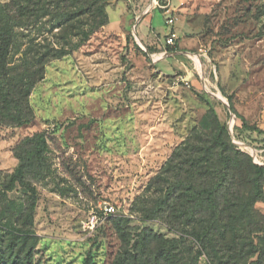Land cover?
Masks as SVG:
<instances>
[{
	"label": "rangeland",
	"instance_id": "rangeland-1",
	"mask_svg": "<svg viewBox=\"0 0 264 264\" xmlns=\"http://www.w3.org/2000/svg\"><path fill=\"white\" fill-rule=\"evenodd\" d=\"M172 9L180 39H194L186 40L188 54L156 57L161 45L139 43L131 23L124 16L114 22L111 13L110 24L76 51L46 64L29 95L28 123H0V215L12 205L25 220L33 198L21 185H5L18 163L16 145L45 134V165L31 177L36 197L27 218L38 237L33 264H112L144 229L176 238L156 204L173 180V152L209 107L232 142L264 166L263 135L241 130L229 103L264 130V0H171L167 11L152 13L161 34L171 29L165 19ZM48 28H41L46 35ZM186 71L194 76L188 85L180 79ZM263 204L255 207L264 212ZM104 206L114 211L105 214ZM180 250L189 264L196 243L187 237ZM197 264L210 262L201 255Z\"/></svg>",
	"mask_w": 264,
	"mask_h": 264
},
{
	"label": "trees",
	"instance_id": "trees-1",
	"mask_svg": "<svg viewBox=\"0 0 264 264\" xmlns=\"http://www.w3.org/2000/svg\"><path fill=\"white\" fill-rule=\"evenodd\" d=\"M106 3L0 2L1 124L22 125L31 120L29 95L43 78L46 64L76 51L108 22ZM44 18L48 19L41 22ZM47 24L46 35L41 28ZM33 29L36 34H32ZM229 103L240 129L263 135L260 141L264 147V130L249 125ZM45 150L44 132L25 137L14 148L18 163L8 176L5 190L21 185L33 202L26 207L25 220L22 214L11 211L12 205L10 212L0 215V264H33L38 237L28 226L36 197L31 177H40ZM169 170L173 180L166 187L164 200L156 204V211L165 217L176 238L163 239L141 230L131 248L124 249L112 264H187L180 250L187 237L196 243L194 255L188 256L189 264H197L201 255H206L210 264H264V212L255 207L264 202V166L255 164L232 142L212 107L177 146ZM119 223L120 227L127 226L121 219ZM85 262L88 264L89 258Z\"/></svg>",
	"mask_w": 264,
	"mask_h": 264
},
{
	"label": "crops",
	"instance_id": "crops-1",
	"mask_svg": "<svg viewBox=\"0 0 264 264\" xmlns=\"http://www.w3.org/2000/svg\"><path fill=\"white\" fill-rule=\"evenodd\" d=\"M134 1L135 3H138L139 6L142 7L143 3L146 1V0H132ZM137 8H140V7H137ZM110 10V11H109ZM154 10H152L151 12L141 16L137 21H136V18H137V11H133L132 8L130 7V4L127 2V0H110L109 1V5H108V23L107 24H110V20H111V13L112 15L114 16L112 21L114 20V22H119L121 21L120 18H122L124 16V23L125 25L130 24V28H131V31L134 35V31L136 32L138 38H139V43L143 42L145 45H151L152 43H157L158 46L161 45L162 46V50L165 49L164 47V44H165V39L163 40L161 37L163 34H165V36L169 33L168 32H165L163 34H161L159 31H157L155 29V27L152 25V13H153ZM139 13H141L139 11ZM138 13V14H139ZM119 20V21H118ZM137 22V23H136ZM122 23V24H124ZM136 30H139V31H136ZM174 30V29H173ZM176 33L177 31L174 30ZM186 31V29H185ZM139 34V35H138ZM185 33H183V36H184V39L181 40L178 33H177V41H176V44L175 46H173V51H169L168 55H165L164 57L162 58H166V57H181L183 55H186L188 54V52H190L188 49V46H191V42L188 43V41H186L187 39H193L191 37H186V34L184 35ZM135 37V35H134ZM136 38V37H135ZM182 43H180L181 41ZM194 40V39H193ZM181 44V45H180ZM160 51V52H161ZM180 55V56H179ZM160 58V59H162ZM180 64L183 65L182 62H180ZM185 78L188 80V81H192V78L194 77L193 76V73H190L189 71H186V73L184 74ZM264 205V204H263Z\"/></svg>",
	"mask_w": 264,
	"mask_h": 264
},
{
	"label": "built area",
	"instance_id": "built-area-1",
	"mask_svg": "<svg viewBox=\"0 0 264 264\" xmlns=\"http://www.w3.org/2000/svg\"><path fill=\"white\" fill-rule=\"evenodd\" d=\"M127 2L130 4V7L133 11H137V18L136 21L143 15L151 12L154 9H161L167 11L169 7L171 6V0H146L142 7L139 6L138 3H135L132 0H127ZM140 7V8H137ZM139 11L141 13H139ZM139 13V14H138ZM176 21V16L174 15V10L172 9L168 15V17L165 19L166 25H169L171 27L169 33L165 37V46L167 47H173L175 46V42L177 40V33L173 30V26ZM167 47L163 49V51L157 53L162 58L165 55H168L169 51L167 50ZM181 81H183L186 85L189 84L188 80L185 78V76L180 77ZM114 211L113 206H104V212L105 214L112 213ZM96 216L92 215L90 218V222L92 223V226H94V223L96 222Z\"/></svg>",
	"mask_w": 264,
	"mask_h": 264
},
{
	"label": "bare ground",
	"instance_id": "bare-ground-1",
	"mask_svg": "<svg viewBox=\"0 0 264 264\" xmlns=\"http://www.w3.org/2000/svg\"><path fill=\"white\" fill-rule=\"evenodd\" d=\"M156 57H160L159 55H157ZM196 63L198 64V62L196 61ZM199 65V64H198Z\"/></svg>",
	"mask_w": 264,
	"mask_h": 264
}]
</instances>
